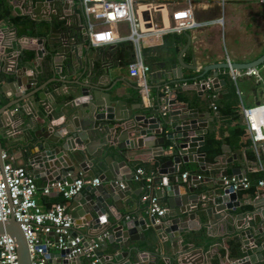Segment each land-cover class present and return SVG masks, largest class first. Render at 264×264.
I'll list each match as a JSON object with an SVG mask.
<instances>
[{
  "label": "water",
  "instance_id": "1",
  "mask_svg": "<svg viewBox=\"0 0 264 264\" xmlns=\"http://www.w3.org/2000/svg\"><path fill=\"white\" fill-rule=\"evenodd\" d=\"M25 1V14L35 20L52 24L65 21L58 44L49 45L47 50L55 77L46 87L57 83L51 89L59 90L60 94L54 91L49 102L41 85L30 90L25 97L15 94L19 100L0 107V122L3 123V135L0 136L9 138L11 142L10 130L15 128L24 132L21 141L25 144L27 164L34 174L42 173L41 176L49 182L70 184L76 174L83 179L99 180V184L85 188L86 195L79 192L72 197L68 207L71 237L67 241L78 235L86 238L82 244L87 246L91 238L111 231L106 234L110 254L99 259L102 264H160V259L164 264H207L208 254L195 247L196 232L202 226L210 235L213 228L221 227L226 229V234L236 233L241 243L240 252L244 255L236 260L228 258L229 264L263 262L264 190L259 189L260 196L253 201L252 211L234 215L239 207L238 191L242 187L234 190L232 184H225L224 179H244L247 168L235 164V155L225 158L227 146H222L223 153L214 158L215 163L206 162V154L199 152L198 148L205 144L208 118L199 114L197 109H188L187 102L177 107L176 100L170 95L162 99L169 109L165 112L167 117L150 116L146 108L137 113L125 111L124 92L117 80L112 79L105 55H101L98 65L94 64L99 58L97 51L89 49L83 56L82 45L88 40V34L84 26L81 29L73 27V23H78L81 17L77 8L79 1ZM6 49L15 51L16 46L13 41L6 43L0 38V64L5 68L14 67L9 72L14 77V86L31 89L38 82V74L32 73L23 79L32 68L27 64L18 69V63L24 61L22 53L12 55L5 52ZM34 51V59L43 57L42 50L36 48ZM179 60L183 63L181 57ZM263 64L264 53L251 62L231 63V67L240 70ZM228 67L224 63L209 70ZM74 75H77L76 78L70 80ZM204 75L195 88L200 95L205 90ZM166 77L169 78L168 75ZM60 84L66 85V93ZM211 84L214 88L225 84L218 78V71L212 73ZM35 92H38L40 103L33 99ZM26 100L35 110L34 114L25 110ZM58 105L62 108L56 112L54 107ZM14 109L16 112L12 114ZM60 118L63 119L60 123H52ZM163 129L171 132L163 134ZM2 152L0 141V154ZM139 155H146L154 161L158 175L154 186H162L155 191V195L165 200L166 206L160 218L151 215L149 222L144 218L126 220L118 212L125 202V192L133 177L134 166L130 162ZM183 163H196L199 170H209L211 175L219 169V179L214 182L208 177L204 179L196 174V170H191V174L184 179L178 174ZM256 216L261 218L259 222H256ZM239 221L242 223L237 225ZM0 234L14 239L18 264H32L27 240L12 215L7 221L0 222ZM51 235L57 244V235ZM167 241L171 243L172 250L166 257L156 252H152L154 258L149 257L151 253L145 247L158 246L161 251ZM72 248L67 242L63 247H56V251L48 249V263L92 264L85 253L70 257Z\"/></svg>",
  "mask_w": 264,
  "mask_h": 264
},
{
  "label": "crops",
  "instance_id": "2",
  "mask_svg": "<svg viewBox=\"0 0 264 264\" xmlns=\"http://www.w3.org/2000/svg\"><path fill=\"white\" fill-rule=\"evenodd\" d=\"M9 1L10 15L7 17L10 20H0V38H3V41L6 43L13 41L16 50L6 49L4 51L13 53L12 55L22 53L24 61L18 63L17 68L19 69L27 64L32 68L31 71L26 72L23 79H26V75L37 73L38 82L32 85L29 90L25 86L17 88L13 84V75L9 73L14 67L5 68L0 64V107L8 102L11 103L19 100L15 94L25 97L30 90L39 85L43 87L42 92L46 95V100L48 99L50 102L51 94L54 91L56 94L60 93L59 90L51 89L52 85L57 83H51L46 87V84L55 77L52 72L51 57L47 50L49 45L58 44L57 40L62 35L61 30L65 21L59 20L55 24H52L43 20H35L28 14H25L23 10V6L26 4L25 0H18L19 2L15 4L13 3L16 0ZM135 1L161 3L164 10L163 18L166 24H169L172 11L177 9L189 10L193 20L196 22H206L207 24L201 27L188 28L181 32H168L161 37L147 38L143 41L144 61L151 69L146 78V90L139 91L137 88L143 87V84L137 78L129 75L126 63L119 62L113 58L111 50L115 47L116 43L108 46L93 47L87 40L82 45L83 56L89 52V49L97 51L99 58L94 64L98 65L101 55H105V50H110L105 57L110 64L112 79L117 80L118 86L124 92L125 111L131 110L137 113L146 108L150 116L154 115L158 118L162 116L167 117L165 112L167 113L169 109L164 105L162 99L173 95L175 90H180L181 96L178 97V102L176 101L177 107L183 105V96L186 97L188 109H197L199 114L208 118V132L204 135V141H206L207 137H211L217 142L218 152H214L212 159H209V156L207 157L206 155V162L215 163L214 158L223 153L222 146H227L225 158L235 155V164L247 168L246 179L250 181L251 188H242L238 191L239 207L236 208L234 215H242L252 211L254 209L252 203L260 196L258 191L261 189L258 187L256 180L264 175V170H260L258 164L259 162L262 163V159H264V140L259 142L253 141L252 133L248 129L246 118L243 114V109L254 108L258 106L257 102L264 104V64L257 66L259 77H240L236 83L233 82V87H228L227 85L226 76H229L228 69L218 68L209 70V68L226 63L227 58L232 63L251 62L264 53V0ZM23 2L25 3L23 4ZM16 16L22 17V19L26 18V20L16 25L12 23V19ZM79 19L78 23H73V27L81 29V26H84V21L80 16ZM216 19H222V21L212 23ZM32 22L35 23L34 27L31 26ZM119 32L122 36L128 33L127 23H120ZM36 48L42 50L43 57L41 59H34V50ZM179 57H181L183 63H180ZM123 59H126V55L123 56ZM214 71H218V78L225 81V84L220 85L218 88H214L212 85L214 95L207 98V102L205 103L202 98L208 89H205L200 95L195 88L202 82L203 78L201 76L205 72V79L211 80V75ZM77 75L70 77V80L75 79ZM167 75L169 78L166 77ZM57 76L56 78H58ZM66 77L67 74L64 76V80ZM60 86L65 93L68 91L65 84H60ZM33 99L36 103H40L38 92H35ZM27 102L28 100L24 101L25 110L34 114L35 110ZM61 108V105L54 107L56 112H59ZM15 112V109L11 111L12 114ZM239 113L242 114V117L236 119L235 115ZM62 120L60 118L59 120H54L52 123L58 124ZM2 125L3 123L0 122V135H3ZM167 129H163V134L171 132V130ZM8 133L11 136V142L8 140L9 138L0 136L3 148V152L0 154V164L2 162H10L14 166L24 167L33 175L38 187L35 198L43 209L49 208L52 203L59 202L65 204L68 210L72 198L65 199L56 192L45 194L43 188L52 182H49L46 177L41 176L42 173L34 174L31 166L27 164V156L24 152L25 144L21 141L25 135L24 132L14 128ZM198 150L201 153H205L203 147L198 148ZM250 153H252L253 157H250ZM3 155L4 158L2 157ZM130 163L134 166L133 177L129 181L125 192V202L121 204L120 211L118 212L126 220L138 221L144 218L149 222L151 214L148 210V202L144 199L148 189L145 186L146 184L144 185L145 182L136 181L134 175L137 169H141L145 177H152L151 193H155V191L162 189V186L159 184L154 186V182L158 178L154 168L155 164L146 155L134 157ZM92 169L97 171L95 167H92ZM191 170H196V174H199L204 179L208 177L213 182L219 179V169H215L214 175H211L209 170H199L196 163H183L178 174L183 175L187 173V178L191 174ZM75 177H80V175L76 174ZM171 179H174V177L171 176ZM85 188L81 192L86 195L87 191ZM158 199L165 206V200L159 197ZM255 220L259 222L261 218L256 216ZM241 223L239 221L237 225ZM234 224L236 225V222ZM225 231L226 229L217 227L213 228L209 235L207 234V229L201 226L200 230L196 232L198 238L195 241V247L203 253L208 254L209 263L207 264H229L227 259L232 260L229 257L226 241L236 237V233L226 234ZM110 232L108 231L105 234L109 235ZM96 239L91 238L90 242ZM83 241H86V238H83ZM49 242V250L56 251L54 236L51 235L49 237ZM218 245H221V247ZM145 250L151 253L149 255L150 258H154L152 252L160 253L161 257H166L171 252L172 247L171 243L167 241L161 251L158 246L155 248L145 247ZM97 254H99V259H104L105 256L110 254L107 236L101 242ZM159 263L164 264L161 259ZM97 264L102 263L98 262ZM256 264H264V261Z\"/></svg>",
  "mask_w": 264,
  "mask_h": 264
},
{
  "label": "built area",
  "instance_id": "3",
  "mask_svg": "<svg viewBox=\"0 0 264 264\" xmlns=\"http://www.w3.org/2000/svg\"><path fill=\"white\" fill-rule=\"evenodd\" d=\"M163 5V4H162ZM81 18L88 34V41L93 47H102L115 44L120 41H129L133 46V60L128 63L127 69L130 76L137 78L146 90V78L151 69L144 61L143 41L147 38L161 37L168 32H181L192 27H201L206 22H196L189 10L177 9L172 11L169 24L163 18L164 10L161 3L136 2L135 0H79ZM222 19L213 20L221 22ZM125 22L128 25V33L120 35L119 25ZM228 73L234 83L243 76L259 77L258 67L247 69H234L227 58ZM211 80L205 82V89H211ZM264 90V86H263ZM244 117L254 142L264 140V104L254 108H244ZM4 158V155L2 156ZM259 169L264 170L263 164ZM187 173L182 177L185 179ZM136 181H144L148 192L144 199L148 202V210L151 215L160 218L166 211L155 193H151L153 178L145 177L141 169H137L134 175ZM225 184H232L233 189L238 187L248 188L250 181L246 178L235 181L233 178H225ZM99 180L75 178L70 184L53 182L43 188L45 194L56 192L65 199H71L81 192L86 186L97 185ZM258 187L264 190V178L257 181ZM38 187L33 175L24 167L14 166L7 162L0 165V222L7 221L12 215L18 222L27 240L32 264H49L46 258L50 245L51 233L57 235L56 247L71 244L70 257L85 253L91 258L92 264L99 262L97 254L101 242L106 234L83 246V238L71 237V217L63 203L55 202L47 209L38 204L35 195ZM150 192V193H149ZM0 264H18L16 244L12 237L0 234Z\"/></svg>",
  "mask_w": 264,
  "mask_h": 264
},
{
  "label": "trees",
  "instance_id": "4",
  "mask_svg": "<svg viewBox=\"0 0 264 264\" xmlns=\"http://www.w3.org/2000/svg\"><path fill=\"white\" fill-rule=\"evenodd\" d=\"M19 1H15L13 4L18 3ZM78 10L80 11V6H77ZM10 15V1L9 0H0V20H10V18H8L7 16ZM26 18L19 17L16 16L14 17V19H12V23L19 25L21 23V21H25ZM35 23L32 22L31 26L34 27ZM124 47H126L124 49ZM110 50H105V55L109 53ZM111 53L113 55V58L115 60H118L119 62H123V63H130L133 60V46L131 44V42L129 41H124V42H119L115 44V47L111 50ZM126 55V59H123V56ZM226 80H227V85L228 87H233V81L230 79V77L227 75L226 76ZM175 93H173V99H175L176 101L179 99L178 97H180V90H175ZM206 93L203 95V101L206 103L207 102V98L213 97L214 93H213V89H209L205 91ZM179 95L177 96L176 95ZM183 104L186 102V97L183 96ZM178 102V101H177ZM242 114L239 113L237 115H235V118H241ZM203 150L205 152V154L207 155V157L209 156V159H212L214 152H218L219 148L217 146V142L216 140H214L211 137H207L205 144L203 146ZM253 153V152H252ZM252 153H250V157H253ZM262 164L264 167V159H262ZM79 178V177H77ZM264 178V175L257 178L256 182L261 179ZM144 183V181H142ZM145 185V183H144ZM146 186V185H145ZM147 187V186H146ZM145 187V188H146ZM250 187V186H249ZM251 188V187H250ZM226 245L229 249V257L232 260H236L238 258L243 257L244 255L240 252V248H241V243L238 237H233L229 240L226 241Z\"/></svg>",
  "mask_w": 264,
  "mask_h": 264
},
{
  "label": "flooded vegetation",
  "instance_id": "5",
  "mask_svg": "<svg viewBox=\"0 0 264 264\" xmlns=\"http://www.w3.org/2000/svg\"><path fill=\"white\" fill-rule=\"evenodd\" d=\"M79 1V0H78Z\"/></svg>",
  "mask_w": 264,
  "mask_h": 264
}]
</instances>
